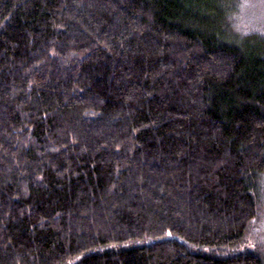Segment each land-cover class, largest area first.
Returning a JSON list of instances; mask_svg holds the SVG:
<instances>
[{
  "label": "trees",
  "instance_id": "1",
  "mask_svg": "<svg viewBox=\"0 0 264 264\" xmlns=\"http://www.w3.org/2000/svg\"><path fill=\"white\" fill-rule=\"evenodd\" d=\"M260 2L0 0V264H264Z\"/></svg>",
  "mask_w": 264,
  "mask_h": 264
},
{
  "label": "rangeland",
  "instance_id": "2",
  "mask_svg": "<svg viewBox=\"0 0 264 264\" xmlns=\"http://www.w3.org/2000/svg\"><path fill=\"white\" fill-rule=\"evenodd\" d=\"M260 1H261L260 3H262V6H260V7H257V6L256 7L255 6L251 7V8H253V10L255 9L254 12L256 14H258V17L255 19V21L258 22V24H259V22L263 23V21H264V20H260V16H259V13H264V0H260ZM247 16L250 17L249 13L247 14ZM250 20H246V21H250ZM242 22L243 23H242L241 29H240L242 34H247L248 32H251V30H257L259 34H264V30L259 29V25L252 24L253 26L249 27L247 25L248 22H246L247 24H244V20H242ZM254 27H256V29ZM260 186L263 188V189H261L263 194L261 196V204H260L261 205V207H260L261 208V215H262L263 218H262V221L261 220H259V221H261L263 226H261L259 229H256V232H255L254 236H255L257 242L258 241L264 242V181H261V185ZM261 245H262V243H261ZM70 263H73V261H70Z\"/></svg>",
  "mask_w": 264,
  "mask_h": 264
}]
</instances>
